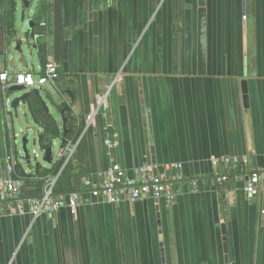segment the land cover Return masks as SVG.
<instances>
[{
    "label": "crops",
    "instance_id": "0c3cea01",
    "mask_svg": "<svg viewBox=\"0 0 264 264\" xmlns=\"http://www.w3.org/2000/svg\"><path fill=\"white\" fill-rule=\"evenodd\" d=\"M5 2L0 0V72L36 74L54 61L51 40L45 59L34 56L27 69L6 62ZM48 3L51 12L52 0ZM199 7L198 0H62L57 86L53 93H41L61 129L54 143L75 144L73 166L81 180L114 160L130 176L135 168L150 165L153 173L172 177L180 172L184 183L175 187L172 203L148 197L96 203L82 189L85 201L75 215L61 207L52 216L33 218L0 201V264H225L224 241L228 264H264V191L254 197L242 191L243 174L264 169V0H205L204 74L197 66ZM108 87L107 109L86 127L96 97ZM7 90L0 83V179L11 145L17 165L26 174L34 172L17 142L25 130L15 131L4 106ZM59 105L72 115L65 129L81 123L75 141L62 136ZM24 112L34 131L32 151L39 154L41 128L33 124L29 108ZM111 131L120 141L113 151L104 144ZM151 147L155 164L150 163ZM66 154L67 148L59 149L41 169H53ZM221 155H248L249 164L246 170L213 167L210 158ZM177 163L179 171L166 169ZM222 173L228 179L218 183ZM191 180L198 182L197 191L190 188Z\"/></svg>",
    "mask_w": 264,
    "mask_h": 264
},
{
    "label": "built area",
    "instance_id": "2783aa9c",
    "mask_svg": "<svg viewBox=\"0 0 264 264\" xmlns=\"http://www.w3.org/2000/svg\"><path fill=\"white\" fill-rule=\"evenodd\" d=\"M58 69V63L48 61L39 67L36 74L30 70L12 72L4 70L0 72L2 90L5 91L18 85L26 89H40L48 84L55 88L59 76ZM110 89L111 87H108L96 97L95 107L93 113L87 117L86 127L94 125L96 117L107 109ZM14 136L17 137L18 134H14ZM119 142V134L116 131L109 132L104 140V144L111 151L119 146ZM66 148L67 154L63 158L60 169L55 173L54 178L45 184L43 192L37 196L25 197L22 195L23 180L16 173L15 149L11 145L4 158V175L0 179V201L12 205L16 213H28L33 218L40 215L52 216L61 207H66L72 215H75L79 205L85 201L83 197L85 193L82 189H86L90 200L96 203L119 204L124 201L135 202L147 197L157 200L165 199L167 203H172L176 194L175 187L184 183V178L180 172H176L172 177L164 171L153 173L154 168L150 165H142L135 168L133 175L130 176L123 166L112 160L104 170L84 176L79 188L66 194H55L53 191L55 182L72 157L75 144L72 143ZM32 154L34 158L38 157L35 150L32 151ZM210 163L215 168L221 165L228 170H246L249 164V157L248 155H221L210 158ZM171 167L179 171L182 165L180 163L171 164L166 166V169ZM140 174H145V177L139 179ZM242 177H244L242 191L245 195L254 197L264 191V169L248 171ZM227 179L228 177L224 173L216 178L218 183H223ZM189 185L192 191L199 189L198 182L195 180L189 181Z\"/></svg>",
    "mask_w": 264,
    "mask_h": 264
},
{
    "label": "water",
    "instance_id": "95a60500",
    "mask_svg": "<svg viewBox=\"0 0 264 264\" xmlns=\"http://www.w3.org/2000/svg\"><path fill=\"white\" fill-rule=\"evenodd\" d=\"M49 0H11L12 13L9 23L4 22L5 30L3 57L6 62L21 65L28 68L30 61L34 56H38L40 50L46 53L49 46V41L52 44V54L55 62H60L62 54L63 42V23H62V0H52L51 12H49ZM199 10L197 13V61L198 73L204 74L206 68L207 54V27H206V11L205 0H198ZM50 13V14H49ZM3 21V20H2ZM243 93V103L246 106L248 102L246 82L241 83ZM9 94L14 95L11 99ZM4 98V106L10 111L13 119H19L18 110L22 104L25 109H28V99L31 96L37 97L45 112L49 114L47 105L41 95L39 88L26 89L21 85L11 87L6 92ZM123 98V97H122ZM147 134L149 143L152 144V132L150 115L146 112ZM34 125L35 121L32 118ZM65 119H62V129L64 134ZM37 126V125H36ZM30 131L31 129H27ZM27 134V133H26ZM39 135L37 137V143ZM22 152L24 160L28 165H31L34 170L42 166L41 163L32 162L28 153V135L22 136ZM54 141L48 148H42L38 143V148L42 153V161L47 165L51 164L54 157ZM66 140H62L59 144V149H64L68 146ZM152 158L151 164H155L156 160L153 156V148H150ZM81 184L80 176L72 177V186L79 187ZM223 240H225V227L221 225ZM223 251L225 255V264H228L227 243L223 242Z\"/></svg>",
    "mask_w": 264,
    "mask_h": 264
},
{
    "label": "trees",
    "instance_id": "16d2710c",
    "mask_svg": "<svg viewBox=\"0 0 264 264\" xmlns=\"http://www.w3.org/2000/svg\"><path fill=\"white\" fill-rule=\"evenodd\" d=\"M5 7L6 18L4 22L9 23L12 13L11 0H6ZM39 55L41 60L45 59V52L43 50H40ZM28 108L31 117L35 121V124L41 128L38 143L42 148H48L52 144L54 139L57 138V136L61 135V129L51 117V115L45 112L40 100L37 97L31 96L28 99ZM59 109L63 113V118L66 121L72 120V115L66 105H59ZM65 130V134L62 131L63 138L74 141L77 139L82 130L81 123L74 127H71L69 125ZM73 160L74 155L70 158V160L62 170L61 175L56 180L53 188L55 194H66L74 190V188L72 187V177L80 176V172L77 173V171L75 170L73 166ZM62 162L63 158H60L54 164L53 169H41V167H39L37 170L35 169L34 172L27 174L23 172L20 166L17 165L16 173L23 180L22 195L25 197H33L41 194L46 184L47 178L50 175L58 172ZM198 188H200L199 184Z\"/></svg>",
    "mask_w": 264,
    "mask_h": 264
},
{
    "label": "rangeland",
    "instance_id": "374dc122",
    "mask_svg": "<svg viewBox=\"0 0 264 264\" xmlns=\"http://www.w3.org/2000/svg\"><path fill=\"white\" fill-rule=\"evenodd\" d=\"M44 89H47L52 93L54 92L53 88L51 86H49L48 84H46L40 88L42 95H44L43 94ZM12 97H14V95L9 94V98L11 99ZM50 108H51V112H52L53 116L57 117L55 110L52 107H50ZM18 115H19V119H13L14 129L16 132H18L20 130V128H23L25 130L23 133H27L28 139H29L28 150H29V155H30L32 162L35 163V161H38L42 165H47L46 163H44L42 161V153L38 147H37V151L39 154H38L37 158H34L33 154L31 153L32 149L36 148L34 145V140H33L34 139V131L33 130L28 131L27 130L28 126L32 125V123L30 121L29 116L24 112V107L22 104L19 106ZM23 133L19 132L20 136L17 138L19 148H21L22 136L24 135ZM58 150H59V140H56V142L54 144V153L58 152ZM19 161H21V158H19Z\"/></svg>",
    "mask_w": 264,
    "mask_h": 264
}]
</instances>
